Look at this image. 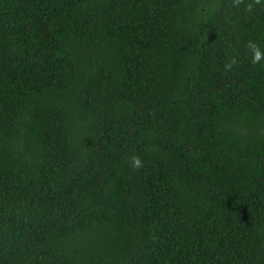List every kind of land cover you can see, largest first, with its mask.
I'll return each instance as SVG.
<instances>
[{
    "label": "trees",
    "instance_id": "16d2710c",
    "mask_svg": "<svg viewBox=\"0 0 264 264\" xmlns=\"http://www.w3.org/2000/svg\"><path fill=\"white\" fill-rule=\"evenodd\" d=\"M0 264H264V0H0Z\"/></svg>",
    "mask_w": 264,
    "mask_h": 264
},
{
    "label": "clouds",
    "instance_id": "9594fccd",
    "mask_svg": "<svg viewBox=\"0 0 264 264\" xmlns=\"http://www.w3.org/2000/svg\"><path fill=\"white\" fill-rule=\"evenodd\" d=\"M247 46L254 53L252 63L253 64L259 63L261 61V58H262V53H261V50H260L259 46L256 45L255 43H252V42H249V44ZM232 63L234 64L235 60H233ZM226 67L231 68V64L226 65ZM132 162H133V166L134 167L139 168L141 166V161L139 160L138 157H133V161Z\"/></svg>",
    "mask_w": 264,
    "mask_h": 264
}]
</instances>
